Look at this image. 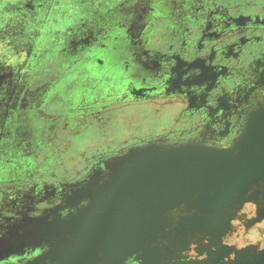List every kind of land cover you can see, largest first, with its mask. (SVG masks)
Returning a JSON list of instances; mask_svg holds the SVG:
<instances>
[{
    "label": "flooded vegetation",
    "instance_id": "obj_1",
    "mask_svg": "<svg viewBox=\"0 0 264 264\" xmlns=\"http://www.w3.org/2000/svg\"><path fill=\"white\" fill-rule=\"evenodd\" d=\"M68 2L38 0L43 6L36 8L32 23L24 22L18 28H23L19 42L36 44L48 30L66 27L64 17L57 21L56 14ZM108 4L112 5L109 9L91 12V20L78 25V34L72 28L64 32V58L54 71L41 68L44 81L31 91L36 96L57 95L36 102L43 115L54 106L56 114L72 117L70 123L74 111L80 112L79 118L67 131L59 126L47 136L50 130L42 124L38 137L27 132L30 140L35 138L37 145L28 140L30 146L36 145L34 153L46 154L49 164L36 163L28 181L6 184V192L0 195V205L8 203L7 212L0 213L1 239L19 241L26 230L33 231V238L60 229L55 235L66 242L57 241L56 250H49V264H121L120 227L114 225L110 232L98 225L96 232L88 233L82 228V218V226L72 231L71 216L90 206L89 190L110 187L104 183L113 177L115 161L130 149L152 143L230 148L251 126H258L264 137V0L101 2ZM123 8L128 13L125 19L117 16ZM79 17L74 13L69 20ZM59 78L68 80L67 84L52 89L61 82ZM105 109L112 114L104 118L106 128H94ZM89 114L93 115L90 119ZM90 128L103 131L96 134ZM69 156L72 162H80L74 170L65 164ZM260 174L242 201L232 205L233 200L199 217L193 209L181 206L171 216L162 209L159 222L157 218L151 222L149 215L141 217L152 211L145 191L132 194L130 201L137 195L146 201L141 202L142 215L129 223L127 236L145 246V260L151 264H222L225 257H230L228 264H264V169ZM30 193L36 209L26 212L30 205H25V199ZM249 204L255 209L248 208ZM15 233L21 235H10ZM231 238L246 246L222 243ZM40 248L27 249L33 256L11 250L15 255L0 264H30L41 254ZM205 254L207 259L201 260ZM145 260L127 256L122 264Z\"/></svg>",
    "mask_w": 264,
    "mask_h": 264
},
{
    "label": "rangeland",
    "instance_id": "obj_2",
    "mask_svg": "<svg viewBox=\"0 0 264 264\" xmlns=\"http://www.w3.org/2000/svg\"><path fill=\"white\" fill-rule=\"evenodd\" d=\"M57 1H60L61 3L70 1L64 4L63 8L59 11L58 14H56L58 15L56 17L57 21L59 20L60 17H64V20L66 21L63 24L64 25L66 24V27L63 26L62 28H60L61 31L48 30L43 35L42 38H37V40H40L39 43L36 42V44L29 43L25 45L23 42H19L21 40L18 39L21 38L23 28L20 29V31L17 30L18 28H20L21 25L24 24V22L25 24L32 23L33 21L31 19H33L36 16L35 15L36 8L39 7L41 8L43 5H40L41 3L38 4V0H0V195L6 192L7 189H5V187H8L6 184H19L21 181L22 182L28 181V179H30L28 177V175L30 174L29 171L33 168H36V163L44 164L47 161V158L45 156L46 154L43 155L41 154V156H38L34 153L37 144L35 138L31 136L32 139L30 140V136H26L27 132H30L31 135L35 133V135L37 134L36 137H38L37 128L42 124L45 125L46 129L50 130L48 131L47 136L50 132L55 133V131L58 128L60 129L59 126H61V130L64 128L63 130L67 131L70 130L74 122L79 118L78 116H80V112L74 111V115L76 116L73 117L72 120L73 123H70L72 117L71 118L64 117L65 115L60 116V114L59 115L56 114L57 109L54 106L50 108L48 114L43 115L41 113V111L39 110L40 106L37 107L36 102L41 99H44V101L46 99L53 100L54 98H56L55 96H57L55 94H46V93L39 94L36 96L33 95V92H31L32 90L36 89V87L40 86L41 83L44 81L43 79L44 72L43 73L40 72L41 68L46 67L54 71V68H57L59 66L61 59L64 58L65 55V51L62 50L63 49L62 44L64 41V40L62 41V38L64 32L67 29L72 28L73 29L72 33L76 32L78 30V25H82V23H87L91 20L90 18L93 16V14L91 15V12L97 11V8L109 9V7L112 6L110 4L101 5V2L105 0H57ZM137 1L138 0H131L132 4L136 3ZM69 3H72V5H67ZM72 6L76 8L75 12H70L69 8H71ZM84 12L85 13L89 12V13L85 14ZM74 13H78L80 15V17L78 18L79 20L77 18L73 21H71L72 19L69 20V15H72ZM127 14L128 13L124 8L118 9L117 16H119L121 19H125L127 17ZM41 16L42 15H38V20L42 19ZM76 33L78 34V32ZM44 39H47L46 40L47 42L45 44H43V42L45 41ZM48 42H51V44L49 45ZM17 46L20 47V49L17 50ZM37 55H41L39 56L40 58H37ZM43 60L44 63L45 61L46 62L48 61V63H45V65L43 64L42 67L41 63ZM59 79L61 82H58V84L55 86L52 85V89H54L55 87L60 88L61 86L66 85L68 82V80H65L64 78L63 79L59 78ZM29 93L31 94L28 96ZM39 96L41 98H39ZM69 96L70 95H67V97ZM65 97L66 96L64 95L63 98ZM74 97L76 98L75 94ZM106 110L107 109H105L100 113L101 120H99L98 124H94V128L99 127L100 125L101 128H106L105 126H102V123L104 122V118L105 117L109 118L112 116L111 112H108ZM92 116H93L92 114H89V119ZM41 118H46V119L44 120ZM39 119L42 122L41 124L40 122H38ZM46 120H48L47 123L44 122ZM85 125L83 126L84 131H85ZM101 128H96V129L90 128V131L95 132L97 134L98 131L101 132L103 131ZM86 130H89V127ZM52 133H51V143L54 144L55 136H53ZM242 138L243 136L238 141H240ZM43 139L44 136L42 137V140ZM28 140L34 142L36 145L31 144L30 146L29 144L30 141ZM27 141L28 144H25ZM27 145H29V147H26ZM151 146H155L158 148H175L181 146L205 147L195 144L163 147L152 143L147 146L134 147L130 149L128 154H126L125 156H128L131 153L133 154L134 151L144 150L145 148ZM234 146L230 148H233ZM214 149H220V148H214ZM224 149H228V148H224ZM125 156H122L115 161V165L113 166L114 168H112L114 172L112 174L116 173V165H118L120 160L123 159ZM56 158H60V157L56 156ZM51 160L54 161V158ZM72 160L73 162L71 161L70 156L66 157L65 164L70 165L74 170V168L78 166L80 162L77 163L76 161H74V159ZM56 161L60 162V160H56ZM48 164H49V160L47 161L46 165ZM9 181H13V182H9ZM104 184L106 185L109 183L105 182ZM93 185L94 187H96L95 185L97 184L94 183ZM89 192H91V194L94 193L95 195L96 189L94 188L92 190H89ZM32 194L31 193L28 194V196L25 199V205L26 204L30 205V206L27 205L25 207L26 212L36 209L33 206L34 201L32 199ZM245 194L246 191L243 192L242 195L237 196L236 199L233 201L232 205L235 204L234 202L244 197ZM90 200L92 201V199ZM242 200L243 199H241V201ZM7 205L8 203H2V206L0 205V213L7 212L6 210H4L6 209ZM77 212H76L77 214L71 216L73 217L72 222L74 224L72 231L78 229L79 226H82V223L80 222L82 218L85 221L84 223L85 227L83 226L82 228L83 230L85 229V231L88 233L96 232L97 231L96 228L98 225L104 227L107 224V219L110 221L112 220V217L110 216L109 218L102 216V218L98 220L97 210L92 209L90 207H86L84 208V210L83 209L78 210ZM102 214H105L104 210H102ZM46 215L48 214L46 213ZM226 215L227 214L222 215V217H225ZM76 218H79V220H75ZM150 225L153 226L157 224L154 223ZM1 229L2 228L0 226V233H1ZM55 231L59 232L60 229L56 230L54 228L51 231V233L45 231L44 233L40 234V237H38L39 236L38 235L37 237L35 236L33 238H32L33 231L26 230V232L23 233L24 236H22V238L19 241L17 239L12 241L11 238H7V239L0 238V262L15 255L10 253L11 250L15 249L16 251V249H19L20 252L18 254L20 255L27 254L28 256H33L31 255V253L28 252V250L34 251V249L41 247L40 249L42 250V252L37 257L38 262L35 261L37 262L35 264H49V258L51 257V252H49V250H51L52 248H53L51 250L52 252L56 250L55 247L57 241H61L62 243L63 241L66 242L65 238H61V237L59 238L58 236H56ZM62 231L64 232V230ZM10 235L15 237L21 234L15 233ZM30 263H34V262H30Z\"/></svg>",
    "mask_w": 264,
    "mask_h": 264
},
{
    "label": "water",
    "instance_id": "obj_3",
    "mask_svg": "<svg viewBox=\"0 0 264 264\" xmlns=\"http://www.w3.org/2000/svg\"><path fill=\"white\" fill-rule=\"evenodd\" d=\"M263 169L264 137L260 135L258 126H251L233 148L151 146L134 151L120 160L116 173L106 183L119 186L122 202L127 200L129 192L145 191L152 208L149 217L157 218L158 223L162 209L171 216L174 208L186 206L195 211V217L206 215L210 210L222 209L257 182ZM144 187L150 189L144 190ZM91 199L93 205L90 208L97 210V217H112L111 221L107 219L105 227L108 229L113 225L114 215L122 228H128V221H134L130 220L131 217L139 218L126 205L113 213L111 207L96 208L94 193ZM121 243V252L126 253L122 255L123 263L127 255H133L134 249L138 250L139 246L133 241L130 245L124 240ZM143 254H137L136 258L145 260L147 256ZM143 264L151 263L145 260Z\"/></svg>",
    "mask_w": 264,
    "mask_h": 264
},
{
    "label": "crops",
    "instance_id": "obj_4",
    "mask_svg": "<svg viewBox=\"0 0 264 264\" xmlns=\"http://www.w3.org/2000/svg\"><path fill=\"white\" fill-rule=\"evenodd\" d=\"M106 185H110V187H104V189H96V194H95V196H96V208L97 209H102V208H104V207H111L112 209H113V213H117V209H120L121 207H123V206H128V209L129 210H131V211H135V213L137 214V216H141L142 215V209H140V207H142V206H144V204H142L141 202H144V201H146V198H144L143 200L144 201H140V199H137V196L135 197V199H134V202H132L133 201V199H132V194H137V193H134V192H129L128 194H127V200L125 201V202H122L121 200H120V198L122 197L121 195H120V193H119V186L118 185H113V184H106ZM147 190V189H150L149 187H147V188H144V190ZM130 200H132V201H130ZM104 202V203H103ZM93 204H92V201H91V204H90V206H92ZM116 205H118V206H116ZM150 205V204H149ZM89 206V207H90ZM116 207H118V208H116ZM134 213V214H135ZM148 215H150V214H144V215H142L141 217H144V216H148ZM115 216V215H114ZM98 218H99V216H98ZM114 218V217H113ZM100 219H101V216H100ZM134 219V221H135V219H137V218H130V220H133ZM134 221H128V224L131 222V224H134ZM152 221H154V219H151V222ZM113 225H112V227H110V229H107L108 231H110V230H113V228H114V225H115V227L116 228H119L120 227V229L118 230L119 231V237H120V240H121V242H122V240H124V243H128L129 245H130V242H132L133 241V244H136V245H138L137 243H135L134 241L135 240H138V238H130V236L128 235L127 236V230H128V228H122L121 226H120V224L117 222V219H113ZM136 222V221H135ZM115 223V224H114ZM120 223H121V221H120ZM138 224V223H137ZM110 232H112V231H110ZM122 237H123V239H122ZM127 239V240H126ZM122 244V243H121ZM139 246V245H138ZM121 245H120V251H121ZM142 250V251H141ZM134 251H135V253L133 254L135 257L137 256V254H143V255H146V253L144 252L145 251V246H139V248H138V250L137 249H134ZM126 254V253H125ZM125 254H122V252H121V256L122 255H125ZM133 255H129V256H133ZM128 256V255H127ZM126 260V258L124 259V261ZM123 261V262H124ZM121 264H122V258H121Z\"/></svg>",
    "mask_w": 264,
    "mask_h": 264
},
{
    "label": "clouds",
    "instance_id": "obj_5",
    "mask_svg": "<svg viewBox=\"0 0 264 264\" xmlns=\"http://www.w3.org/2000/svg\"><path fill=\"white\" fill-rule=\"evenodd\" d=\"M247 207L255 209V205L254 204H249V205H247ZM253 214H254V212H253ZM205 243H207V239L205 240ZM222 243L229 244V245L236 244L237 247H240V248H243V247L246 246L243 241H238L235 238L223 239ZM261 247L264 248V245H261ZM206 259H207V255L206 254L204 256H201V260H206ZM229 259H230V257L223 258L222 259V264H228Z\"/></svg>",
    "mask_w": 264,
    "mask_h": 264
}]
</instances>
